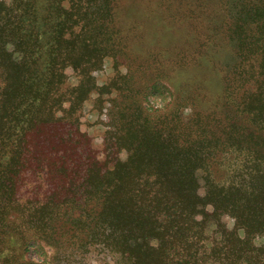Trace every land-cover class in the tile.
I'll return each mask as SVG.
<instances>
[{
  "label": "trees",
  "instance_id": "1",
  "mask_svg": "<svg viewBox=\"0 0 264 264\" xmlns=\"http://www.w3.org/2000/svg\"><path fill=\"white\" fill-rule=\"evenodd\" d=\"M116 2L98 19L90 0L0 2V264H28L33 239L108 264H264V0L231 30L223 116L153 117L122 78L99 150L80 121Z\"/></svg>",
  "mask_w": 264,
  "mask_h": 264
},
{
  "label": "rangeland",
  "instance_id": "2",
  "mask_svg": "<svg viewBox=\"0 0 264 264\" xmlns=\"http://www.w3.org/2000/svg\"><path fill=\"white\" fill-rule=\"evenodd\" d=\"M107 1L90 0L93 19L107 13ZM255 1L117 0L110 27L118 34L112 43L114 50L93 73L103 96L99 101V94H91L80 121L97 149H103L106 133L112 129L111 109L122 78L132 90L128 104L135 103L153 117L168 116L182 108L178 115L189 118L200 104L204 112L219 110L218 116H223L227 102L224 77L237 59V43L231 40V30L241 11L248 10ZM0 2L9 6L11 0ZM67 75V87L79 85L71 70ZM196 103L198 107L193 106ZM121 157L126 159L127 152ZM220 165L221 169L225 167ZM219 172V178H225V172ZM223 221L234 227L229 216ZM33 240L35 244L25 252L28 264H108L114 260L102 246L87 253ZM255 243L264 244V237H257Z\"/></svg>",
  "mask_w": 264,
  "mask_h": 264
}]
</instances>
